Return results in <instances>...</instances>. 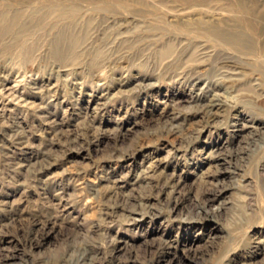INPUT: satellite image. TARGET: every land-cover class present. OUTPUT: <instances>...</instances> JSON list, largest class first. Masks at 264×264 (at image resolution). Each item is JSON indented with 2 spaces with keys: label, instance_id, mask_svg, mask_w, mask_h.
Returning a JSON list of instances; mask_svg holds the SVG:
<instances>
[{
  "label": "rangeland",
  "instance_id": "rangeland-1",
  "mask_svg": "<svg viewBox=\"0 0 264 264\" xmlns=\"http://www.w3.org/2000/svg\"><path fill=\"white\" fill-rule=\"evenodd\" d=\"M3 16L0 264H264V0Z\"/></svg>",
  "mask_w": 264,
  "mask_h": 264
},
{
  "label": "bare ground",
  "instance_id": "bare-ground-1",
  "mask_svg": "<svg viewBox=\"0 0 264 264\" xmlns=\"http://www.w3.org/2000/svg\"><path fill=\"white\" fill-rule=\"evenodd\" d=\"M19 17V13L17 12L16 18ZM18 20V19H17ZM17 23H15V18L13 17L12 20H9L7 17H1L0 18V38L3 37L4 34H11V35H15V25ZM66 30L60 35H58V37H56L51 43H50V49H51V54L52 56L59 60V61H65V59L67 58V56L72 55L73 52H75V46L77 43L76 37L75 36H71V37H67L66 36ZM218 33V32H217ZM216 33V35H217ZM219 35H224V33L219 32ZM66 38H68V42L66 43ZM225 39V38H224ZM227 40L229 42L232 43V45L234 44V46L238 49H243L245 48L244 45L241 43V39H239L238 36L231 35L229 37H227ZM7 45H5V47H3L4 50L7 49ZM22 49L25 50V52H29L30 51V47L28 44H23L21 45ZM67 54V55H66ZM63 61V62H64ZM216 192V191H215Z\"/></svg>",
  "mask_w": 264,
  "mask_h": 264
}]
</instances>
